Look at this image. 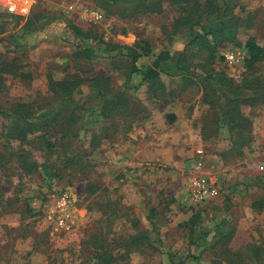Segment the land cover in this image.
<instances>
[{
	"label": "rangeland",
	"instance_id": "obj_1",
	"mask_svg": "<svg viewBox=\"0 0 264 264\" xmlns=\"http://www.w3.org/2000/svg\"><path fill=\"white\" fill-rule=\"evenodd\" d=\"M229 1L250 27L241 26L236 41L217 47L213 67L239 84L250 71L247 38L256 35L264 45V0ZM29 4L25 14L0 12V60L13 69L2 73L1 100L46 105L51 80L83 79L75 95L81 119L68 140L84 157L48 176L42 164L53 163H45L41 132L25 142L8 139L2 135L7 118L0 114V155L10 159L24 143L39 164L25 173L12 157L0 167V264H264V100L243 106L251 121L247 139L239 141V128L217 122L221 106L214 109L204 101L203 86H186L174 62L161 75L165 89L154 93L141 73H131L129 57L119 53L122 45L135 48L148 41L151 51L137 60L139 68L163 51L178 56L187 43L186 29L178 27L180 6L165 0L162 12L135 16L118 13L117 4L103 0ZM69 22L90 29L95 38L82 43ZM86 47L92 48L90 56L82 52ZM194 51L188 76L198 79L206 61ZM230 51L242 60L228 61ZM258 65L264 74V60ZM99 74L101 87L129 99L128 109L116 117L101 113L103 98L92 85ZM195 173L214 182L218 194L194 203L188 184ZM66 189L77 198L70 230L57 229L47 216Z\"/></svg>",
	"mask_w": 264,
	"mask_h": 264
},
{
	"label": "trees",
	"instance_id": "obj_2",
	"mask_svg": "<svg viewBox=\"0 0 264 264\" xmlns=\"http://www.w3.org/2000/svg\"><path fill=\"white\" fill-rule=\"evenodd\" d=\"M164 1L103 0L104 3L117 4L118 13L135 12V16L140 12H162ZM169 1L180 6L181 17L177 21H179L178 27L186 29L187 43L185 49L176 57L169 51H163L156 57L154 63L143 68H139L136 62L144 54L151 51V44L148 41L144 42L142 46L137 44L135 48L122 45L123 50L121 49L119 53L129 57L131 73H141V81H147L149 91L154 93L165 89L161 75L169 73V69L174 62L177 70L184 74L183 79L186 80V86H203L204 101L214 109L221 106L222 112L216 119L217 122L228 125L232 129L239 128L238 131L240 132L237 138L239 141L245 142V139H247L244 135L245 126L250 123L251 119L243 112V106H253L256 102L264 100V74L257 72L256 67L264 60V45L259 42L256 35H250L247 38L245 42L247 50L245 64L250 71L241 83L234 84L225 73L218 72L213 67V62L217 57V47L236 41L241 26L250 27L244 22L241 15L234 12L233 3L224 0L222 6H217L208 4L207 0ZM207 14H212L215 18L206 17ZM207 18V24L202 22ZM69 24L73 35L82 43L86 39L95 38L90 29L84 30L79 25L70 22ZM197 26L199 27L197 28ZM189 48H192V51L195 50L197 56L205 54L204 74H199L198 79L188 76L190 62L187 60L194 55ZM91 50V47H86L82 52H86L90 56ZM12 70L7 62L0 60V114L7 118V122L3 125L2 135L8 137V139H19L25 142L30 134L41 132L38 137L42 144L40 148L44 151V157H46L45 163L51 164V160L53 163L51 166L42 164L43 168L47 170L48 176L52 175V171H58L55 175H59L62 172L61 170L81 163L84 156L72 148L68 137L69 132L81 119L80 113L77 112L80 104L77 103L75 95L80 91L83 79L68 76L61 80H51V100L46 105H35L22 100L5 104L1 100L6 89L2 73ZM100 75L92 78V85L103 98V103L99 105L102 109L101 113L104 117H116L118 113L128 109L129 99L125 97L122 91L113 92V89L108 85L105 87L107 89L101 87ZM223 82L226 83V88L223 87ZM109 94L112 96H109ZM220 99H224L223 105H220ZM222 116L225 117L223 122L221 121ZM23 144L21 143L13 153L10 152L11 156L9 157L10 159L16 157L19 165L21 164L20 168L25 173H33L38 170V161L35 159L33 151L25 148ZM5 157V155H0V167H5L7 160H10H5ZM55 165L58 168L54 169ZM262 206H264V200L261 203Z\"/></svg>",
	"mask_w": 264,
	"mask_h": 264
},
{
	"label": "built area",
	"instance_id": "obj_3",
	"mask_svg": "<svg viewBox=\"0 0 264 264\" xmlns=\"http://www.w3.org/2000/svg\"><path fill=\"white\" fill-rule=\"evenodd\" d=\"M30 6L29 0H0V12L25 14L29 11ZM225 57L231 63H237L243 58L239 52L235 51L225 53ZM196 152L201 155L203 154V149L199 148ZM201 166V160L195 163L197 171H200ZM188 189L194 203H202L219 192L217 185L210 181L207 176L200 173L191 175ZM76 203L75 194L71 189H66L57 196L56 202L51 206L52 209L48 208L47 216L52 219L57 229L70 230L74 226L77 213Z\"/></svg>",
	"mask_w": 264,
	"mask_h": 264
},
{
	"label": "crops",
	"instance_id": "obj_4",
	"mask_svg": "<svg viewBox=\"0 0 264 264\" xmlns=\"http://www.w3.org/2000/svg\"><path fill=\"white\" fill-rule=\"evenodd\" d=\"M186 41H187V39H186Z\"/></svg>",
	"mask_w": 264,
	"mask_h": 264
}]
</instances>
